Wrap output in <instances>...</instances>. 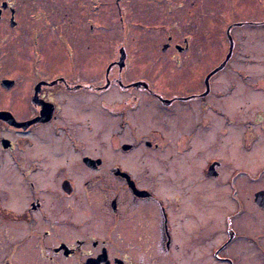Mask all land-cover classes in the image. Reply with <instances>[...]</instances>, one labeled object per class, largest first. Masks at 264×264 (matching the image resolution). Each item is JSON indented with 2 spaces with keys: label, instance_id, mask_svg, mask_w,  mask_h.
Instances as JSON below:
<instances>
[{
  "label": "flooded vegetation",
  "instance_id": "1",
  "mask_svg": "<svg viewBox=\"0 0 264 264\" xmlns=\"http://www.w3.org/2000/svg\"><path fill=\"white\" fill-rule=\"evenodd\" d=\"M60 1L62 40L68 35L96 43L93 32L98 24L91 17L99 12L101 1L89 0L84 19L82 6L75 12L67 0ZM42 2L1 1L0 23L8 24L4 30L15 39L18 28L27 30L33 43L44 36L46 19L20 23L34 4ZM187 9L188 31L168 34L161 52L173 50L175 68L202 77L195 84L175 83L169 98L157 94L146 81L121 80L127 72L126 41L117 50L119 58L121 50L125 56L122 66L117 64L119 59L108 64L104 80L95 77L96 65L86 66L89 79L80 80L83 66L77 64V57L82 54L75 49L65 50L72 57L71 74L52 80L32 78L23 96H18L14 78L0 75V113H9L16 123H28L19 127L0 118V264H264V201L256 200L264 186L243 192L244 185H264V163L253 171L244 169L247 164L241 160L254 155L258 159L264 151L257 146L264 147V110L219 112L217 98L210 97L214 74L206 82L228 54L221 69L230 67L227 63L237 46L235 30L259 23L232 18L224 32V59L212 68L206 22L211 6L206 0H191ZM120 23L127 29L123 17ZM97 52L93 48L90 55L95 58ZM182 54L189 56L187 64L179 63ZM193 58L199 64L194 65ZM110 93L120 97L107 102ZM141 93L150 97L155 108L173 109L171 133L165 129L153 140L102 144L99 151L96 121L89 117L83 121L81 114L92 117L93 105L102 104L109 122L115 125L116 120L124 133L131 128L129 117ZM226 104L241 110L240 102L225 101L220 108ZM44 111L50 112L48 118ZM142 145L153 148L159 159L150 177L145 161L133 165L124 161L123 156ZM212 145L219 147V154L199 166L185 158L188 153H205ZM168 148L171 154L166 157ZM105 154H116L110 158L113 162L108 163Z\"/></svg>",
  "mask_w": 264,
  "mask_h": 264
},
{
  "label": "rangeland",
  "instance_id": "2",
  "mask_svg": "<svg viewBox=\"0 0 264 264\" xmlns=\"http://www.w3.org/2000/svg\"><path fill=\"white\" fill-rule=\"evenodd\" d=\"M10 2L13 0H0ZM82 1V0H79ZM99 12L97 11L93 21L98 24V31L93 32V39L97 42L91 45L90 39L85 41H76L68 39L63 41L64 31L60 28L61 21V1L60 0H46L37 6L34 4L32 10L28 13L25 19H20V23L26 24L29 20L31 22L42 23L46 19V34L37 38L34 43L31 41L29 31L20 30L18 28L16 39L13 33L7 32L0 23L2 32L0 34V49L2 54V68L0 75L2 78L8 76L14 78L18 83V96L25 95V87L32 84L33 79L37 77H48L52 80L57 75L71 74L70 66L72 63L70 56H67L65 50H77L76 54H82L77 57V64L83 66L80 73L83 79L86 78V66L96 65L99 80H104V69L114 60L119 59V50L123 47L126 41V74L122 75L121 80L129 81H146L151 83L150 86L157 94L162 97H171L174 84L182 85L192 81V84L197 82V77L202 74L189 72L185 69H177V64L174 59V51L161 52V48L166 41L168 34H176L183 31H188L187 25V6L191 0H100ZM202 2V0H195ZM207 5L211 6L212 13L206 22L209 26L210 41L209 47L211 50L210 61L212 68L219 65L225 54L227 40L224 36L225 27L230 20H253L258 21L255 26H243L235 30L237 38V46L234 54H232L227 65L229 68L219 70L211 79L212 93L210 97L216 99L217 109L219 112L227 113H250L261 112L264 110V0H206ZM68 7L73 5L75 12H79L82 6L83 16L90 10L89 0L80 3L72 4L67 0ZM102 5V7H101ZM178 7V8H177ZM45 9V11H44ZM232 9V10H231ZM60 14V15H59ZM235 16H238L237 18ZM120 17L124 18V24L127 29H122ZM8 15L6 16L7 21ZM73 19V17H72ZM42 21V22H41ZM51 27H49L48 23ZM19 22V20H18ZM87 28V26H86ZM12 34V36L8 35ZM65 38V37H64ZM22 39H24V47L22 46ZM97 44V48H96ZM97 49L95 58L90 55V52ZM22 49V50H18ZM214 50V51H212ZM238 50V52H237ZM36 52H39L38 56ZM83 52V53H82ZM180 64H187L189 56H179ZM80 61H79V60ZM193 64L197 65V58H193ZM37 66V69L35 68ZM69 66V67H68ZM89 70V69H88ZM149 85V84H148ZM24 91V92H23ZM116 93H110L105 97V101H111L119 98ZM89 99V98H88ZM86 99V100H88ZM84 100V101H86ZM138 104L133 107L129 119L132 121L131 128L124 129L116 124L110 123L108 116L104 114L102 104L96 103L93 105L92 117L86 113L81 114L83 121L89 118H94L97 126V138L101 151L102 144L110 143L112 145L121 144L127 141V144L133 143L137 140H153L159 133L168 130L166 133H171L173 129L174 117L171 116L173 109L168 111H161L159 108L152 106L151 99L147 94H138ZM227 101L230 103L240 102L241 110L234 109L233 106L222 104ZM95 103V102H94ZM219 104V105H218ZM157 107V106H156ZM191 106H187L186 108ZM193 111V108H192ZM189 109V112H192ZM264 112V111H263ZM212 117H215V112H209ZM217 115V114H216ZM218 117V116H217ZM244 118V117H242ZM231 128V127H230ZM234 128V127H233ZM241 128V127H236ZM114 131V135L109 137V134ZM121 132V133H120ZM153 142V141H152ZM261 147V150L264 147ZM219 147L212 145L205 153L192 152L185 155L187 160L194 166H199L208 157H213L219 154ZM101 153V152H100ZM170 149L165 150V156L169 157ZM106 155V161H111L110 158L115 159V155ZM124 161L128 160L133 165L138 161H145L150 171L148 177L155 170L154 161H158L155 150H150L143 147L133 150L131 155L123 156ZM129 158V159H128ZM246 165L244 169L251 167L253 171L262 167L264 163V151L259 155L258 159L242 158ZM256 160H259L256 162ZM143 171L142 169L140 170ZM144 173H142L143 175ZM141 175V174H140ZM264 186L263 184H247L244 185L243 192L254 191Z\"/></svg>",
  "mask_w": 264,
  "mask_h": 264
},
{
  "label": "water",
  "instance_id": "3",
  "mask_svg": "<svg viewBox=\"0 0 264 264\" xmlns=\"http://www.w3.org/2000/svg\"><path fill=\"white\" fill-rule=\"evenodd\" d=\"M228 39L230 40V44H231V38H230V36H228ZM120 53H121V56H120L119 61L117 62V64H118L119 66H122L123 61H124V57H125V56H124V53H123L122 50L120 51ZM229 56H230V54H228V55L226 56V59L224 60V62H222V63L219 65V67H217L215 70H213V71H212V72L206 77V82H207V83H208L209 78H210L213 74H215L217 71H219V70L225 65V63H226L227 60L229 59ZM6 82H9V81H4V83H6ZM10 84H11V82L6 83L7 86L10 85ZM139 85H143L144 87H146V84H144V83H135V84H133V86H135V87H138ZM43 114H44L45 117L48 118L49 115H50V112H48V114H46L45 111H44ZM47 115H48V116H47ZM0 118L3 119L5 122L11 124V125H15V126H19V127H20V126H21V127H25L26 125H28V123L20 124V123H16V122H14L13 119L11 118V115H10L9 113H0ZM256 200H258L259 202H263V201H264V192H259V193H257V194H256Z\"/></svg>",
  "mask_w": 264,
  "mask_h": 264
}]
</instances>
